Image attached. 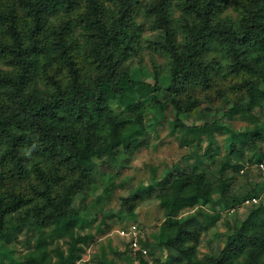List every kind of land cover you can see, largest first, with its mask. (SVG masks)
Wrapping results in <instances>:
<instances>
[{"label": "trees", "instance_id": "obj_1", "mask_svg": "<svg viewBox=\"0 0 264 264\" xmlns=\"http://www.w3.org/2000/svg\"><path fill=\"white\" fill-rule=\"evenodd\" d=\"M147 27L164 39H143ZM142 44L164 66L153 57L149 73L124 66ZM224 98L230 118L255 121L254 110H264V0H0V264H74L93 236L80 232L89 213L75 201L111 189L109 169L142 145L146 113L170 106L173 132L205 134L213 144L221 123L186 125L182 116ZM227 129L217 168L194 163L173 174L161 192L164 220L155 240L139 237L149 254L167 248L175 259L150 262L137 250L138 264H264V199L246 205L223 247L204 257L203 228L180 216L195 208L207 228L262 190L263 177L241 175L252 161L239 145L257 152L264 125ZM238 174L248 187L239 198L230 187ZM135 201L123 199L127 211ZM26 229L36 239L18 255L13 236Z\"/></svg>", "mask_w": 264, "mask_h": 264}, {"label": "rangeland", "instance_id": "obj_2", "mask_svg": "<svg viewBox=\"0 0 264 264\" xmlns=\"http://www.w3.org/2000/svg\"><path fill=\"white\" fill-rule=\"evenodd\" d=\"M142 38L150 41H162L163 32L153 30L147 27L142 33ZM164 66V57L155 52L149 46L142 44V48L136 56L127 57L124 66H132L136 71L149 73L153 67V58ZM138 74V73H137ZM163 86L167 81V75L162 73ZM165 81V82H164ZM161 93H165L163 90ZM115 109L121 106L112 102ZM230 106V100L224 98L213 104H202L190 114L182 116L186 125H202L216 121L221 127L214 132L213 144L205 134L198 140L194 135H186L176 130H171V119L174 117V110L167 106L164 113L155 114L156 110H149L147 117V135L142 140V145L138 146L130 156H124L115 162L113 168L109 169L113 173V184L110 190L104 192L100 187L94 194L87 199L79 198L75 201L78 210H81L83 216L85 212L89 213L87 221L89 224L80 229L81 233L91 232L93 236L88 244L83 245L81 256L74 264H138L136 251L129 248L126 238H123L116 231L128 226L130 223H137L143 229V237L149 240H155L159 226L164 220V210L161 208V192L166 181L176 173L190 170L194 163L200 167L216 169L218 159L223 157L226 149L224 148L229 132L227 128L245 129L254 123L264 125V110L256 108L254 110L255 121L253 117H243L235 115L228 117L225 111ZM185 139L190 142H183ZM218 146L214 151L212 147ZM257 152L250 151L244 144H240V151L244 152L245 158L254 161L260 153H264V141L259 145ZM209 151L206 153V149ZM219 152V153H218ZM218 153L217 160L212 161L211 155ZM252 162L244 163V174L247 172L250 180H261L260 173L250 168ZM205 163V165H203ZM254 163V162H253ZM248 166V167H247ZM250 168V169H249ZM106 171V170H105ZM108 171V170H107ZM229 172V171H228ZM103 173V172H102ZM99 172V174H102ZM109 173V172H108ZM241 173V172H240ZM243 173L241 175H244ZM105 174L104 178H107ZM246 177L239 174L231 178V192L235 193L237 198L246 193ZM261 189H264V181ZM129 197L136 201L132 212L127 211L123 204V199ZM248 207L244 206L237 209L235 215H229L226 211L221 214L220 220L214 225L206 227L204 216L195 211V208L182 210L181 219L188 224H197L201 229L200 243L198 244V254L202 257L216 254L224 245L226 237L232 232L233 228L239 225L240 220L245 217ZM196 212V213H195ZM90 225V226H89ZM36 239V232L26 229L16 236H13L14 245H16L18 255L24 253L29 245H33ZM60 244L66 247L67 244L60 240ZM51 244L50 246H52ZM145 248V247H144ZM149 261H167L173 262L176 252L172 249L160 248L154 249L149 254L146 253Z\"/></svg>", "mask_w": 264, "mask_h": 264}, {"label": "built area", "instance_id": "obj_3", "mask_svg": "<svg viewBox=\"0 0 264 264\" xmlns=\"http://www.w3.org/2000/svg\"><path fill=\"white\" fill-rule=\"evenodd\" d=\"M253 167L260 173L261 177L264 178V155L259 161L254 162ZM240 172H244V168H242ZM262 199H264V189H262L259 193L247 195L240 202L236 203V205L231 206L228 213H234L237 209L246 205L258 204ZM116 231L120 236L129 241L132 249L141 250L142 253L147 252V249L141 247L139 244V237L144 234V231L137 223H130L128 226L117 229Z\"/></svg>", "mask_w": 264, "mask_h": 264}]
</instances>
